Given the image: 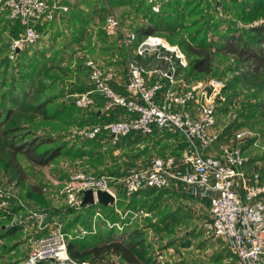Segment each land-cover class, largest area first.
Returning <instances> with one entry per match:
<instances>
[{
  "label": "built area",
  "instance_id": "obj_1",
  "mask_svg": "<svg viewBox=\"0 0 264 264\" xmlns=\"http://www.w3.org/2000/svg\"><path fill=\"white\" fill-rule=\"evenodd\" d=\"M211 1V0H210ZM217 16H223L220 0H215ZM74 0H0V17L17 21V35L8 42L7 57L17 59L20 50L37 43L42 35L38 26L59 20L70 10ZM104 9L103 35L115 39L125 58V93L113 86L115 72L107 69L97 58L78 50L76 56L84 58L91 89L81 93L66 94L73 97L76 107L88 108L95 103L94 93L104 98V110L121 106L127 116L106 123H92L75 128L70 137L93 139L102 131L110 134L111 142L131 132L151 134L154 130H177L187 141L179 157L156 156L145 167L131 170L127 175L115 177L107 173L93 174L83 170L70 173L63 188L64 204L74 210L81 209L86 190L107 191L114 199V211L120 220L111 221L102 210L96 208L90 218V228L75 227L65 231L64 222L51 217L44 209L31 207L24 213H14L12 223L24 229H32L38 235L32 240L27 257L22 264H92L88 260H76L68 252L67 243L72 237H82L96 232V221L101 220L109 228L122 231L128 217L135 219L138 212L118 207V192L127 197L147 188H164L172 182H182L198 188L201 196L209 197V232L219 238L236 257V264H264V160L259 168L246 170L250 161L240 142L249 137L248 129H237L231 139L219 144L217 154L211 148L220 140L216 111L225 99L224 81L210 78L206 81L186 80L177 72L187 60L178 46L165 44L158 36L147 35L138 41L134 30L123 25L108 0H99ZM153 12H159L160 0H145ZM165 48L174 55L176 64L160 71V78L149 80L146 68L137 63L136 55ZM262 167L263 172L260 171ZM127 203L128 200H125ZM12 203H24L11 189L0 185V208L5 211ZM95 203L96 199H95ZM139 216L150 213L141 211Z\"/></svg>",
  "mask_w": 264,
  "mask_h": 264
},
{
  "label": "trees",
  "instance_id": "obj_2",
  "mask_svg": "<svg viewBox=\"0 0 264 264\" xmlns=\"http://www.w3.org/2000/svg\"><path fill=\"white\" fill-rule=\"evenodd\" d=\"M82 1L86 5L84 8L79 6L75 11L74 9L69 10L59 20L42 23L37 27L42 35L38 42L45 37L48 44L43 42L40 49H38V46L36 47V45H39L37 42L20 50L16 59L18 62L16 73L13 72L8 57L5 56L6 59L3 58L0 61V72L3 69L2 74H0V179L3 181L4 178H7L9 182H14L19 190L25 189V196L31 202L39 205H36L35 208L47 210L51 217L55 216V218L57 217L63 221L65 213H61V211L70 209L72 212H76L77 216L71 220L74 223L70 222L71 225L65 223V231L73 228L78 224V221L83 224L85 222L83 218L88 217L93 212L91 206L85 205L79 210H74L68 206H66V209L49 207L48 200L44 199L42 193V185L45 180L44 178L41 179L43 176L38 175L41 173L36 168L50 166V171L55 175L64 172L58 168L62 158L68 157L70 161L78 157L86 160L102 161L101 159L109 157L111 161L109 165H106V168L104 167L92 173L96 175L107 173L115 177H122L131 170L137 169L132 167L135 165V160L139 159L142 152L147 153L148 148L139 150L135 147L144 138L153 141H161L163 138L165 140L173 139L176 142L174 141L175 144L172 145L171 153L152 156L142 167L149 165L156 156L173 155L179 157L187 146L185 137L177 130H154L151 134L146 135L131 132L120 137L116 147L128 150L129 154H126L128 152L123 153L125 160L120 159L121 157H115L112 150L107 149L111 145L109 141L111 136L105 130L93 139H81L80 141L83 144L78 148L72 146L74 142L67 138L70 126L106 123L119 119L120 116H127V112L121 106L104 110L105 100L97 93H94V105L85 109L76 107L73 97H65L66 94L81 93L91 89L87 69L83 66L82 60L76 59L75 62L78 64L73 67L70 66L72 64V48L73 45L82 42L86 37L89 23L94 16L101 17L104 9L99 0H97L99 7L90 5L89 0ZM199 1L204 4L203 13L200 16L202 24L189 39L184 38V24L182 23L181 26L175 24L183 22L181 14L175 13L169 19L170 14L168 12L161 11V9L159 12H153L148 5L146 6L145 0L140 1L139 5L145 6V15L148 16L149 23L134 30L138 39L159 32L165 35L171 43L178 44L186 54L187 65L177 67V72L182 73L181 75L188 81H206L214 77L217 74V65H219L217 59L228 53L241 59L239 61H245L247 68L252 72L257 73L263 68L264 46L257 44H264V25L251 26L249 33H254V35L256 33V36L251 35L248 40L243 35L233 32L229 26H227L224 34H215L220 33L221 25L220 17L216 16L215 7L218 3L215 0ZM108 2L112 6L111 0H108ZM261 5L264 6V0H232V6L227 8L235 15L241 14L242 20L245 21V16L251 11H256V8ZM223 7L227 13L225 6ZM0 19V22H2L1 29L8 31L10 38L16 36L20 28L19 23L4 17H0ZM215 36H217L216 41ZM34 45V53L28 55V49ZM7 52L8 44H6V55ZM65 57L69 58V62L63 64ZM176 63L177 61L174 62V64ZM237 82L235 79L230 81L227 84V90L233 92L234 83ZM224 90H226V85ZM119 93L124 94L125 92L120 91ZM97 105L102 106L101 113L93 109ZM39 126H48L51 129L42 130ZM240 128H243V126L238 129ZM38 130H42V132L39 133ZM231 136L230 132L223 131L219 141H224V139ZM167 145L163 144L162 147L166 148ZM135 150H137V153L133 152ZM32 179L36 181L30 183ZM141 195H146L144 196L146 200H143L142 205H145V209L149 211L156 208L158 200H166V196L175 200H184L185 196V198L194 201L206 202L208 208L210 205L208 196H201L197 187L182 182H172L169 186L160 189L147 188L137 191L129 197L122 190H119L117 205L124 208L130 204L131 207H135L133 201L136 199L134 198ZM128 198L133 201L128 200ZM125 200H128V202L126 203ZM40 206L43 208H39ZM6 210L0 208V218L4 222L9 221L13 213L23 209L19 204L12 203ZM104 213L111 221L120 219L113 207L107 206ZM167 216L173 218L172 222L184 223V203H180L174 210L168 211L164 217ZM206 219L207 222L211 221L209 216ZM2 224L0 225V238L2 239L12 236L23 228L14 224L3 229ZM202 226L206 229L208 223L205 224L204 222ZM126 227L128 229L131 225ZM117 233L115 228H109L107 234L100 233L97 230L95 233H89L90 235L84 237L71 238L67 243L68 252L72 258L79 261L88 260L92 264H104L110 256L119 257L126 264H158L150 254L145 252L141 242L142 239L138 238L137 230H133L127 240H122ZM180 243L178 238L170 241V245ZM5 244H7L5 251H12L13 247L18 245L15 241ZM226 249L236 260L229 248L226 247ZM2 263L6 264L4 261L0 262V264ZM44 263L45 261H41L38 264Z\"/></svg>",
  "mask_w": 264,
  "mask_h": 264
},
{
  "label": "rangeland",
  "instance_id": "obj_3",
  "mask_svg": "<svg viewBox=\"0 0 264 264\" xmlns=\"http://www.w3.org/2000/svg\"><path fill=\"white\" fill-rule=\"evenodd\" d=\"M82 2V0H74V2H72L70 5V10L74 9L75 11V9L79 8V6L84 8V6L86 5ZM97 2V0H89L90 5H96L97 7H99V4L97 5ZM141 2H143V0H141ZM219 2L222 7L225 6V8L227 9V13L225 12V9L223 7V16H217L216 14V16L220 17L221 19V25L219 30L220 33L215 34H224L227 26H229L230 28H232L233 32H237L238 34L243 35L248 40L249 36L254 35V33H249V28L251 26L264 25L263 5H261L259 8H256V11L249 12L245 16L246 20L243 21L240 16L241 14L235 15L231 10L227 8L232 6V0H220ZM0 23V26H2V22ZM103 23L104 12L102 13L101 17L98 15L94 16L92 21L89 23L90 25L92 24L91 28L97 36H101L103 34ZM182 23H184V21L177 22L175 24L177 26H181ZM5 31L0 27V61L3 60L5 56L7 57L5 53L6 44H8L10 40L9 32ZM254 36H256V33ZM214 39L216 41L217 36H215ZM43 42H46L48 44V42L45 41L44 37L43 40L38 42L39 45H36V47L38 46L37 48L40 49V46ZM257 45L264 46L263 43H259ZM34 47L35 45L31 46V48L28 49V55L34 53ZM82 48H84V46H82ZM98 51L100 52V50H97L96 52ZM76 59L82 60L83 66H85L83 57L77 56ZM75 60L71 61L72 64H70V66L73 67L78 64L75 62ZM239 60L241 59L236 58V56L230 53L221 56L220 59H217V62L220 65H217V74L211 78L223 80L224 84L226 85V90H224L225 99L219 104L216 111L218 130L221 131V134L223 131H228L230 132V134H233L240 126H243L244 129H248L251 132L249 137L240 142V145H242L243 147L245 156L250 161V163L245 166V168L246 170H251L253 168H259L258 166H261L264 160V67L261 68L257 73H255L247 68V63L245 61ZM68 62L69 58L65 57L63 64H66ZM11 66L13 72L16 73V71H18V62L16 60L11 61ZM2 70L0 74H2ZM233 79L237 80L238 82L236 84L234 83L235 87L234 91L232 92L230 90H227V84ZM79 126L83 125H73L69 127L67 132V138H69V140H72V138L70 137L72 131ZM39 127H41L42 130H45L47 128L51 129L48 126ZM42 130H38L39 133L42 132ZM228 139H224V141ZM80 140L81 139L72 140V142H74L72 146L76 148L80 147L83 144V142H81ZM109 141L111 142V138H109ZM118 141L119 140L113 143L111 142V145H109L107 149L112 150V154H114L115 157H121L120 159L125 160V156L123 155V153L128 152V150L120 147L117 148L116 146L118 145ZM174 141L175 140L173 139L165 140L164 138L161 141H153L144 138L135 147L139 148V150L148 148V151L147 153L142 152L139 159L135 160V165L132 167H142L152 156H155L157 154L171 153L172 145L175 144ZM224 141H218L217 143H215L211 148L210 153L217 154L219 151V144ZM163 144H168V147H162ZM133 152L137 153V150ZM126 154H129V152ZM101 160L102 161H92L78 157L73 161H70L68 157H65L61 159L58 167L64 172L56 173L55 175L50 171V166L36 168L37 170H40L41 173L38 175L43 176L41 177V179L44 178L45 180V183L42 185V193L44 199L49 201L51 200L50 203L52 201L55 202L58 208L60 207L66 209L67 207L63 202L64 197L62 191L65 183L69 178L70 173L78 169L92 173L104 167L106 168V165H109L111 161L109 157ZM260 171L263 172L262 167L260 168ZM35 181V179H32L30 183ZM0 185L7 189H11L15 193V195L18 196V198L24 203V206H22L23 210L17 211L15 213H24L26 209L31 208L32 206H39L38 204L31 202L30 199L25 196V189L19 190V187H17L14 182H9L7 178H4L3 181H1L0 179ZM144 196L146 195L135 197L134 199L136 200L134 201L130 200L131 198H128V200L133 201L135 207H131L130 204H128V206L124 208L122 206L120 207L122 208V210L129 208L131 213L138 212L135 216V219H133L132 221H130L128 217H125L123 219V221L127 224L124 226L122 231L117 230V234H119L122 240H127L128 238H130L131 232L133 230H137L139 234L138 238L142 239L141 242L144 246L145 252H147V254H150L152 256V259L156 260L158 264H236V260L226 249L223 241L213 236L211 232H209V228L207 226L206 229L202 226V223H208L206 218H208L209 216V208L206 202L200 200L194 201L192 199L185 198V196L184 200H175L172 197L166 196L165 198L166 200H169L168 205L170 206L175 207L177 206L176 204L184 203V223L180 224L172 222L173 218H171V216L164 217L167 213L166 211L153 212V209L151 211L146 210L145 205H142L143 200H146ZM51 207H53V205ZM39 208L43 207L40 206ZM58 208L55 207L54 209ZM96 208H99L104 213L106 212L107 206L101 205L99 203H94L91 206V209L92 211H94ZM141 211L149 212L151 216H139L141 214ZM53 213L57 215L55 212ZM61 213H65L63 219L64 225L66 222L69 225H71L70 222L74 223L71 220L75 216H77L76 212H72L70 209H67L65 211H61ZM13 214L11 215L9 221L4 222V220L0 218V225L3 223V229H5L6 226L11 227L12 225H14V223H12ZM90 216L91 215L83 218V220L85 219V222L83 223L84 225L80 221H78V224L73 226V228L77 226L82 228H90L92 225ZM174 224L176 225L174 226ZM129 225H131V227L126 229V226ZM95 226L96 231L99 230L100 233L107 234L109 232V227L105 226L101 220L96 221ZM69 230L73 229L71 228ZM37 235L38 234L31 229L22 228V230H20L19 232H15L12 236L6 237L5 239L0 238V244H2L0 245V262L4 261L6 264H22L25 256L29 253L32 240ZM87 235L88 234L84 236ZM174 238L180 239L181 243L170 245V241L174 240ZM11 241H15L18 245L14 246L12 251H5L4 249L7 246V244L5 243L9 244V242ZM44 264H50V262L47 261ZM104 264L126 263L119 257L110 256L107 258V262Z\"/></svg>",
  "mask_w": 264,
  "mask_h": 264
},
{
  "label": "crops",
  "instance_id": "obj_4",
  "mask_svg": "<svg viewBox=\"0 0 264 264\" xmlns=\"http://www.w3.org/2000/svg\"><path fill=\"white\" fill-rule=\"evenodd\" d=\"M140 1L141 0H111L112 7L114 8L119 19L121 20L123 25L129 29L136 30L142 25H146L147 23H149L147 18L148 16L145 15V6H140ZM160 5L161 11L168 12L170 14L169 19L171 18V15L173 16V14L175 13H179V15H182L184 21L183 34L185 39H189L190 36L194 34V31H197L202 24L200 16L203 13L204 4L199 0H160ZM91 25H88L86 37L82 40V42L80 44L73 45L72 61L77 58L76 53L78 50H84L89 55L101 61L104 67H106L107 69H112L115 72V81L113 83V86L116 91L125 92L127 75L125 68V58L120 46L117 44L115 39H109L103 34L101 36H97L93 32ZM148 35H158V37H160L165 44L169 46H179L176 43H171L170 41H168L165 35H162L159 32ZM146 36L141 38L139 37L138 41H142ZM82 46H84V48H82ZM97 50H100V52H96ZM182 52L184 51L182 50ZM133 55L137 63L143 65L146 68L147 78L151 81L159 79V72L167 70L170 65L174 64L175 62L173 53L165 48H159L156 51H149L144 55H136L135 53ZM184 55L187 60L185 53ZM93 109L98 110V113H101L103 110L101 105L94 106ZM122 117L123 116H120L119 118ZM50 201L48 200L49 207H51L52 205L54 207L55 205V207L58 208L55 202L52 201L50 203ZM168 201L169 200H158V204L156 208L153 209V212H168L170 210H174L175 207H177L168 205ZM166 206H168L169 208Z\"/></svg>",
  "mask_w": 264,
  "mask_h": 264
},
{
  "label": "water",
  "instance_id": "obj_5",
  "mask_svg": "<svg viewBox=\"0 0 264 264\" xmlns=\"http://www.w3.org/2000/svg\"><path fill=\"white\" fill-rule=\"evenodd\" d=\"M96 202L104 206H113L115 204L114 197L107 191L98 190L95 196L92 190H86L83 194L82 206H92Z\"/></svg>",
  "mask_w": 264,
  "mask_h": 264
}]
</instances>
